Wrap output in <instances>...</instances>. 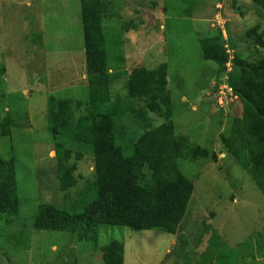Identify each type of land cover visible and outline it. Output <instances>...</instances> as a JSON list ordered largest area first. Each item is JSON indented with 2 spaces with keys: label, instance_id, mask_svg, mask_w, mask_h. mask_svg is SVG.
Masks as SVG:
<instances>
[{
  "label": "rangeland",
  "instance_id": "obj_1",
  "mask_svg": "<svg viewBox=\"0 0 264 264\" xmlns=\"http://www.w3.org/2000/svg\"><path fill=\"white\" fill-rule=\"evenodd\" d=\"M104 1L114 4L116 13L103 23L111 26L106 33L107 39L112 37L108 63L122 74L114 76L112 96L119 95L122 103L130 101L123 73L127 77L138 67L154 70L166 65L176 135L187 137L189 146L219 155L218 164L204 159L177 163L194 185L182 222L191 225L193 236L182 228L174 236L101 226L95 245L81 243L70 233L34 229L41 204L69 207L85 197L94 180L93 158L86 148L73 145L74 154L84 153L77 162L78 183L65 193L59 190L49 131L51 99L89 101V87L82 78L87 71L81 0H0V64L7 69L0 77V122L12 112L22 113L11 137L0 136V156L17 162L21 203L19 215L10 218L12 227H3L0 219V264H104L101 248L112 241L123 243L124 264H185L181 239L187 242L190 264H196L211 232L223 243L216 253L218 264H264V194L221 140L229 123L240 119L242 105L226 88L215 89L216 65L204 60L200 44L201 38L221 30L224 40H231L248 62L264 59V49H256L254 39L245 36L257 25L264 31V14L252 0ZM152 2L160 7L151 8ZM125 23L132 30L122 33ZM114 27L118 30L112 33ZM81 112L84 109L78 116ZM150 115L156 127L167 123L160 115ZM234 144L247 153L242 138ZM88 195L92 200L94 194ZM200 232L205 236L197 248L194 241Z\"/></svg>",
  "mask_w": 264,
  "mask_h": 264
},
{
  "label": "trees",
  "instance_id": "obj_2",
  "mask_svg": "<svg viewBox=\"0 0 264 264\" xmlns=\"http://www.w3.org/2000/svg\"><path fill=\"white\" fill-rule=\"evenodd\" d=\"M252 2L264 14V0ZM114 6L104 0H81L89 101L82 104L51 99L49 106V131L56 152L59 190L65 193L78 183L75 177L77 162L83 159L84 153L74 154L71 151L73 145L86 148L93 158L94 180L88 184L85 197L80 196V201L69 207L41 204L34 229L70 233L81 243L93 242L95 245L101 226L125 227L135 232L160 231L174 236L182 228L191 237L193 234L188 231L191 225L182 222L194 194V185L180 172L178 160L204 159L218 164L219 155L200 146H189L187 137L176 135L166 65L154 70L138 67L127 77L123 73L130 101L122 103L119 95L112 96L114 76L122 74L108 63V48L111 49L108 44L112 37L107 39L106 33L111 26L103 23L104 19L116 14ZM157 7L160 5L151 3V8ZM116 30L114 27L112 33ZM131 30L129 23L120 29L122 33ZM209 34L200 39V44L204 60L216 65L215 89L227 86L242 105L240 119L235 118L229 123L221 140L226 150L250 172L252 181L264 194V59L248 62L231 40H224L221 30L216 35ZM245 36L254 39L256 49H264V31L260 26L247 30ZM229 49L234 55L232 72L227 73ZM115 50H118L117 46ZM6 72L5 65L0 64V77ZM82 109L84 112L78 116ZM21 114L12 112L0 122L1 137H11V129L19 126L16 121H20ZM150 114L164 117L167 123L156 127ZM15 115L18 118L12 119ZM238 136L244 141L246 154L235 148ZM88 194H94L92 200ZM20 208L16 159L0 156V219L4 220L3 227H12L10 218L18 216ZM204 236L205 232L199 233L194 247ZM207 241L208 247L206 251H199L196 264L219 263L216 253L223 244L221 238L211 232ZM181 242V257L186 260L185 264H190L187 242L183 239ZM101 251L104 264H124L123 243L112 241Z\"/></svg>",
  "mask_w": 264,
  "mask_h": 264
},
{
  "label": "built area",
  "instance_id": "obj_3",
  "mask_svg": "<svg viewBox=\"0 0 264 264\" xmlns=\"http://www.w3.org/2000/svg\"><path fill=\"white\" fill-rule=\"evenodd\" d=\"M228 53H231V52L229 51ZM232 59H233V58L231 57L230 60H232ZM226 67H227L228 72H231V71H232V63H231V62H229V63L226 65ZM222 87L226 88V90H229L227 86H222ZM229 91L231 92V90H229Z\"/></svg>",
  "mask_w": 264,
  "mask_h": 264
},
{
  "label": "clouds",
  "instance_id": "obj_4",
  "mask_svg": "<svg viewBox=\"0 0 264 264\" xmlns=\"http://www.w3.org/2000/svg\"><path fill=\"white\" fill-rule=\"evenodd\" d=\"M229 51L231 52V50H230V49L228 50V52H229ZM230 55H231V56H230V58H231V57L233 58V55H234V54H233V53H232V54L230 53ZM232 61H233V59H232V60H230V59H229V62H231V63H232ZM229 62H228V63H229ZM228 63H227V64H228ZM227 71H228V70H227ZM231 72H232V71H231ZM227 73H230V72H227ZM226 79H227V77H226Z\"/></svg>",
  "mask_w": 264,
  "mask_h": 264
},
{
  "label": "crops",
  "instance_id": "obj_5",
  "mask_svg": "<svg viewBox=\"0 0 264 264\" xmlns=\"http://www.w3.org/2000/svg\"><path fill=\"white\" fill-rule=\"evenodd\" d=\"M83 80H85L86 82H87V75H83ZM86 85H88V82H87V84ZM88 87H89V85H88Z\"/></svg>",
  "mask_w": 264,
  "mask_h": 264
}]
</instances>
